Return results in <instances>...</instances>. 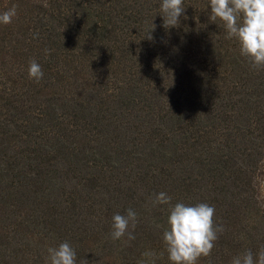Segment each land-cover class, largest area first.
<instances>
[{"label": "trees", "instance_id": "obj_1", "mask_svg": "<svg viewBox=\"0 0 264 264\" xmlns=\"http://www.w3.org/2000/svg\"><path fill=\"white\" fill-rule=\"evenodd\" d=\"M161 2L0 0V264H50L65 241L77 264H172L160 192L214 206L224 231L197 264L264 248V68L209 0L168 29ZM128 208L135 239L112 240Z\"/></svg>", "mask_w": 264, "mask_h": 264}, {"label": "clouds", "instance_id": "obj_2", "mask_svg": "<svg viewBox=\"0 0 264 264\" xmlns=\"http://www.w3.org/2000/svg\"><path fill=\"white\" fill-rule=\"evenodd\" d=\"M210 16L213 22L220 20L226 31V38H235L240 47L241 55L248 58L254 69L264 68V0H209ZM183 0H162L160 4L163 26L165 29L178 26L180 16L184 12ZM16 16V6L0 13V23L9 24ZM155 27V26H154ZM146 33L152 39V30ZM49 54L50 50L45 49ZM28 75L30 79L39 82L43 76L41 65L32 59L29 61ZM171 197L165 192L155 194L152 204H167L168 228L164 230L162 239L172 264H197L200 257L210 256L222 233V225L214 223L215 208L205 202L186 204L183 201L171 203ZM111 239L119 240L127 235V241L135 239L129 229H135L138 216L128 208L126 214H114L112 217ZM50 264H77V253L67 241L57 247L48 248ZM155 264V253L145 251L142 254ZM148 260H141L139 264H148ZM80 264H88L86 259ZM230 264H264V248L257 253L246 250L234 256Z\"/></svg>", "mask_w": 264, "mask_h": 264}, {"label": "rangeland", "instance_id": "obj_3", "mask_svg": "<svg viewBox=\"0 0 264 264\" xmlns=\"http://www.w3.org/2000/svg\"><path fill=\"white\" fill-rule=\"evenodd\" d=\"M260 189H261L262 199H263V202H264V175L261 178Z\"/></svg>", "mask_w": 264, "mask_h": 264}]
</instances>
